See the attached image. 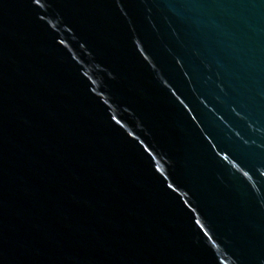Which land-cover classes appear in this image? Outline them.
Listing matches in <instances>:
<instances>
[{"label":"water","instance_id":"1","mask_svg":"<svg viewBox=\"0 0 264 264\" xmlns=\"http://www.w3.org/2000/svg\"><path fill=\"white\" fill-rule=\"evenodd\" d=\"M0 264H264V0H0Z\"/></svg>","mask_w":264,"mask_h":264}]
</instances>
